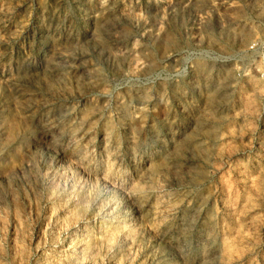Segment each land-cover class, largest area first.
<instances>
[{"label":"rangeland","instance_id":"obj_1","mask_svg":"<svg viewBox=\"0 0 264 264\" xmlns=\"http://www.w3.org/2000/svg\"><path fill=\"white\" fill-rule=\"evenodd\" d=\"M0 264H264V0H0Z\"/></svg>","mask_w":264,"mask_h":264}]
</instances>
